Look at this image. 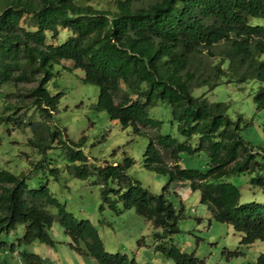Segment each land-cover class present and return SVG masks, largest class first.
Masks as SVG:
<instances>
[{
	"label": "trees",
	"instance_id": "trees-1",
	"mask_svg": "<svg viewBox=\"0 0 264 264\" xmlns=\"http://www.w3.org/2000/svg\"><path fill=\"white\" fill-rule=\"evenodd\" d=\"M94 1L0 0V99L8 86L36 82L27 97L42 120L34 124L28 144L44 155L55 146L66 149L74 176H98L104 204L120 212V202L123 209L134 210L152 223L155 248L167 259L175 264H206L173 242L168 244L180 232L184 208L178 212L164 194L151 193L130 179L127 172L135 164L133 158L91 165L82 149L85 136L74 142L66 133L51 129L62 94L52 95L47 84L55 65L71 61L69 71L83 70V81L100 88L95 109L107 112L124 129L134 126L141 132L139 125L158 127L161 122L150 116V109L160 103L169 105L184 141L157 130L150 136L145 167L168 175L171 182L188 181L215 221L243 233V244L264 241V203H242L240 189L224 181L232 175H251L250 183L264 193V160H257L264 154L243 139V119L232 121L226 103L192 95L203 86L213 90L223 79L257 80L262 86L254 100L258 110L264 109V0H155L141 6L134 0H114L113 9L96 8ZM62 33L67 38L57 43ZM20 108L15 107L13 114L0 113V124L21 127L27 115H16ZM159 146L173 160L171 167ZM202 151L209 156L206 172L180 166L182 154ZM46 162L45 156L20 175L0 170V234H11L24 225L20 245L39 241L54 247L49 231L55 217L46 210L53 206L71 238L70 248L79 255L99 264H140L125 254L107 252L96 227L68 212L47 185L28 188L30 174L45 168ZM48 169L58 178V168ZM5 244L0 242V249ZM20 255L26 264H45L38 254ZM249 264H264V253Z\"/></svg>",
	"mask_w": 264,
	"mask_h": 264
},
{
	"label": "rangeland",
	"instance_id": "rangeland-1",
	"mask_svg": "<svg viewBox=\"0 0 264 264\" xmlns=\"http://www.w3.org/2000/svg\"><path fill=\"white\" fill-rule=\"evenodd\" d=\"M155 0H134L137 6L147 5ZM114 0H96L92 5L99 9H113ZM255 19L253 22H259ZM252 22V23H253ZM66 33L56 41L64 42ZM71 61H62L53 68L54 76L48 82L47 89L52 95L62 94L57 110L53 112L52 130H60L67 137L78 142L86 137L83 151L94 166H103L105 162L122 163L125 157L135 160L128 170L130 179L139 181L143 187L154 194L164 196L174 204L179 212L184 208V216L179 221L180 232L172 236V241L181 251L195 254L206 264H249L256 262L264 253V241L251 245L242 243L243 233L236 231L227 223H219L212 217L207 205L201 203L199 191H193L190 183L171 182L168 175L158 174L145 167V152L150 143V136L159 130L160 134H169L179 141L184 138L177 131L171 107L158 104L150 109V116L161 122L158 127L139 125L141 132L134 126L123 128L119 122L112 120L105 111H97L100 88L83 81L85 73L81 69L69 71ZM36 82H21L5 88L0 99V113L13 114L15 107H21L16 115L26 113L24 124L17 127L14 123L0 124V170L15 175L28 173L32 164L39 163L46 156L45 168H40L27 179L29 189H39L47 185L66 210L78 220H88L98 230L104 249L109 253L125 254L135 258L140 264H175L157 251L154 227L146 218L134 210H125L119 202L120 212H114L104 204L101 196V185L98 176L90 175L87 179L74 176L69 170L65 157L66 149L55 146L46 155L28 144L33 138V126L42 119L39 111L32 108V99L27 97ZM262 84L257 80L247 82H227L209 91L208 86L195 88L192 95L204 96L210 102H224L228 105L227 116L234 122L242 118L241 136L254 151L264 154V109L258 110L255 96ZM10 107V109H7ZM197 144V139L192 145ZM159 149L168 167L173 160L162 147ZM257 160H264L257 156ZM209 156L202 151L193 155L182 154L180 166L206 172L209 168ZM48 168H58V178ZM252 176L247 174L232 175L224 181L237 186L241 191V202L252 201L264 203V193L250 183ZM116 188L117 184L112 183ZM103 208V209H102ZM46 210L55 217L50 234L56 242L54 247L34 242L31 245L19 244L24 236L25 226L18 225L11 234H0V242H5L0 249V264H26L21 258L22 252L41 256L45 264H99L88 256H81L69 246L71 238L65 233L58 221V210L47 206ZM14 246V251L11 249ZM237 255H231V254Z\"/></svg>",
	"mask_w": 264,
	"mask_h": 264
}]
</instances>
